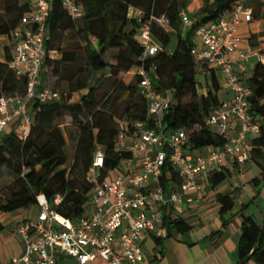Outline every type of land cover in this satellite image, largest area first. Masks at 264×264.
I'll return each instance as SVG.
<instances>
[{
    "label": "trees",
    "instance_id": "obj_1",
    "mask_svg": "<svg viewBox=\"0 0 264 264\" xmlns=\"http://www.w3.org/2000/svg\"><path fill=\"white\" fill-rule=\"evenodd\" d=\"M240 0H205L199 16L202 20L193 23L184 33V23L180 17L184 4L180 0H76L83 9L81 20H73L63 7L61 0H52L48 31L51 40L46 49L45 69L50 68L41 82L42 90L52 81L58 88L68 85L69 93L61 103L42 104L36 102L30 106L34 117L29 137L22 141L15 131L6 134L0 142V176L5 169L11 173L13 181L0 191V213L11 214L22 209L37 206V198L45 195L49 202L62 195L64 201L56 208L58 214L78 222L89 214V201L92 192L87 175L93 166L98 152L105 157L103 177L134 159L131 151L121 148L119 128L120 119L107 112L100 90V77L108 75L115 83L114 92L125 91L129 95L126 115L121 120L129 122V133L135 132L133 124L148 122V104L139 92V81L127 84L126 78L133 73L143 55V47L138 41L142 24L129 18L131 8L144 11L147 20L151 15L166 16L171 22L172 32L154 27L153 34L163 51L148 64L152 70V80L159 93L173 92L171 109L163 117V128L167 132L186 131L190 137L192 149H206L211 146L223 147L226 140L206 127L208 116L219 107L217 97L220 91L219 76L210 70L211 85L207 95L199 97L200 82L197 78L196 63L191 56L195 45L196 31L212 21H219L229 15ZM30 5H21L19 0H0V40H12ZM254 19L257 17L253 12ZM79 38L87 42L83 48L78 44L62 48L63 35ZM176 39L172 50L171 44ZM92 40L96 46L92 45ZM5 61L0 62V99L2 97H23L27 91V79H18L10 68L11 49L6 47ZM86 52V62L82 63V54ZM108 52H115L110 61L105 60ZM62 55L61 61L52 59L53 54ZM78 60L81 64L78 65ZM77 64V65H76ZM253 95L250 99V112L261 126V135L252 141V159L263 168L264 160V65L257 64L253 77L249 80ZM169 93V92H168ZM190 98L188 104L184 99ZM64 99V97H63ZM69 114L73 125L79 129L77 154L70 170L66 153L67 140L64 135V118ZM229 175L226 172L211 176L213 187L223 184ZM166 193L174 184L181 185V178L173 165L167 161L161 178ZM264 182L255 180L258 186ZM168 191V192H167ZM169 194V193H168ZM222 213L233 210L235 202L231 197H219ZM242 236L238 246L240 263L254 250L262 234V228L254 219L242 214ZM164 227L169 231L187 233L191 226L182 219H175L172 210L166 209ZM4 230L0 223V232ZM250 262L264 264V234L257 251Z\"/></svg>",
    "mask_w": 264,
    "mask_h": 264
},
{
    "label": "built area",
    "instance_id": "obj_2",
    "mask_svg": "<svg viewBox=\"0 0 264 264\" xmlns=\"http://www.w3.org/2000/svg\"><path fill=\"white\" fill-rule=\"evenodd\" d=\"M73 20L83 18V9L76 0H61ZM33 7L23 17L12 36L14 52L10 68L18 79H27L25 96L0 99V136L13 126L18 137L26 141L34 117L30 106L61 103L58 91L42 90L41 75L45 70L46 49L51 40L47 25L52 0H33ZM248 0H240L232 12L219 21L201 26L195 33L191 56L195 63L207 66L223 77L231 98L222 101L206 120V127L226 140L223 147L192 149L186 131L167 132L163 117L171 109L169 93H159L152 80L148 64L160 52L161 45L154 37V27L172 32L166 16L151 15L147 20L144 11L131 8L129 18L142 24L138 41L143 55L133 72L139 81V92L148 104V122L133 124L135 132L129 133L126 120L117 122L121 148L142 154L140 171L131 172L132 161L124 162L126 172L113 177H103L105 157L98 152L87 175L92 187L87 217L77 223L58 214L56 208L64 201L62 195L52 202L45 195L37 198L41 210L36 220H26L18 229L24 243L22 256L0 264H65L68 259L75 264H142L145 261L143 242L148 233L164 224L166 209L186 202L193 205L196 195L203 192L201 178L208 173H223L230 166L246 167L252 159L253 147L249 139L261 135V126L250 112L253 90L244 83L241 72L246 64L256 58L264 65V54L241 51L239 29L254 22ZM184 25H191L190 16L182 11ZM238 53L236 63L231 59ZM236 65L238 69H236ZM235 132L234 135L232 133ZM129 137L135 139L127 145ZM181 178V185L174 186L167 194L161 185L167 161Z\"/></svg>",
    "mask_w": 264,
    "mask_h": 264
},
{
    "label": "crops",
    "instance_id": "obj_3",
    "mask_svg": "<svg viewBox=\"0 0 264 264\" xmlns=\"http://www.w3.org/2000/svg\"><path fill=\"white\" fill-rule=\"evenodd\" d=\"M180 1L182 4L185 3L183 11L190 16L192 21L191 25H184L183 31L185 33L191 28L193 23L203 19V17L198 14L204 7L205 0ZM210 1L213 2V0ZM19 2L21 5L29 4L30 8H32L34 4L33 0H19ZM247 5L252 12H255L257 17H255L253 23L241 25L239 29V36L242 39L240 49L245 52H260L264 54V0H248ZM1 40L3 45V58H1L2 60H0V62H4V50L8 47L10 41L8 38H3ZM194 41H196L195 37ZM176 43L177 42H175L174 47H170L172 50H174ZM73 44H78L83 48L87 47L86 41L79 38L70 39L69 33L66 32L63 35L61 47L65 49ZM92 45L96 46L94 40H92ZM13 52L14 49L11 50L12 56ZM237 58L238 53H235L231 57L235 63ZM52 59L61 61L62 55L55 53ZM77 62L78 65L81 64V60ZM257 64V59L252 58L246 64V71L241 72L244 83L250 88L249 80L253 77ZM196 66L198 68L207 67L197 63ZM207 69L208 72L202 77L205 83H201V85H208V89L202 91L203 95L209 93L211 85L209 78L210 69L208 67ZM236 69H238L237 65ZM45 71L46 74L52 73V70L49 68L45 69ZM133 77L134 72L127 76V84L133 81ZM219 79L221 88L217 97L219 103H221L222 101L229 100L231 94L224 85L223 77H219ZM12 130L13 126H10L6 134L11 133ZM234 134L235 132L232 133V135ZM64 135L66 137L65 132ZM3 136H0V142ZM134 141L135 139L133 137H129L127 145L131 147ZM252 141V138L249 139L250 145H252ZM203 152H207V149L203 150ZM141 159L142 154L138 153L135 155L130 167L131 172L140 171ZM261 164L263 168L254 161H251L244 168L238 166L228 167L226 169V173L229 175L228 179L217 187H213L210 181L211 176L215 173L210 172L203 176L201 178L203 192L196 195L193 205L182 202L178 205L169 207V210H172L173 217L175 219H182L191 226V230L184 234L176 230L169 232L163 224L159 226L156 231L148 233L143 242L145 261L142 264H239L238 246L242 236V214L254 219L260 227L264 226V182L258 186L254 184L255 180H262L263 178L264 160L261 161ZM118 172H126L124 163H122L119 168L110 171L108 177H113ZM174 186L177 185L173 184L169 188V192L167 191L169 194L173 192ZM220 196L234 199L235 205L233 210L225 214L222 213V203L219 200ZM89 212H91V209H89ZM12 215L18 217L17 212ZM0 223L4 227V230L0 232V263H6L22 256L24 253V243L18 234V229L23 223L18 222L19 224H16L17 226L12 232H6L5 230L6 226L10 227V222L7 218L4 223H2L0 219ZM65 264H75V261L68 259ZM95 264H100V262L96 261ZM247 264L254 263L249 262Z\"/></svg>",
    "mask_w": 264,
    "mask_h": 264
},
{
    "label": "rangeland",
    "instance_id": "obj_4",
    "mask_svg": "<svg viewBox=\"0 0 264 264\" xmlns=\"http://www.w3.org/2000/svg\"><path fill=\"white\" fill-rule=\"evenodd\" d=\"M175 42H176L175 39H173V43L171 47H174ZM8 47H10L11 50L13 49L11 42L8 45ZM2 51H3V45H2V40H1L0 41V60H2L1 58H3ZM114 53L115 52L106 53L105 60L109 62L111 56ZM81 57H82V63L84 64L86 62L87 53L84 52ZM195 70L197 72L198 81L200 83H205L202 77H204L205 73L208 72L207 67H203V68L196 67ZM46 71L42 73L41 81L44 80ZM209 78L211 81V76H209ZM99 83L101 84L100 90H101L103 102L104 104L107 105V112H109L116 120L123 119L126 115V109L128 105L130 104L128 93H126L125 91L114 92V89H115L114 80L111 77L109 78L107 74L102 75L100 77ZM54 84H55V81H52L49 84L48 88L52 90H57L58 92H60L64 97L63 101H65L67 94L69 93L68 85L63 83L58 88H56ZM207 89H208V85L200 84L199 97L203 96L202 91L207 90ZM168 92H169L170 98L172 99L173 92L172 91H168ZM189 101H190V98H187V99H184L182 102L184 104H188ZM116 127H118V124H116ZM64 132L66 134V139H67L66 153L68 155V164L65 166V169L70 170L75 162V158L77 154V137L79 134V129L77 126L73 125V120L69 114H67L64 118ZM13 178L14 176L11 173H9L8 170L5 169L3 175L0 176V191L4 189L7 185H9L13 181ZM40 212L41 210L39 206L37 205L29 209H22L18 211L17 212L18 217L13 216L12 215L13 213L11 214L0 213V219L2 220V223L6 221V218L8 219V221L10 222V227L6 226L5 230L6 232L7 231L12 232L16 228V226L19 224L18 222L24 223L26 220H28V218H31L32 220L37 221L40 215Z\"/></svg>",
    "mask_w": 264,
    "mask_h": 264
},
{
    "label": "water",
    "instance_id": "obj_5",
    "mask_svg": "<svg viewBox=\"0 0 264 264\" xmlns=\"http://www.w3.org/2000/svg\"><path fill=\"white\" fill-rule=\"evenodd\" d=\"M264 234V226H263V228H262V234H261V236H260V238H259V240H258V242H257V245H256V247L254 248V250H253V252L244 260V261H242L241 263H239V264H247V263H249L250 261H251V259H252V257H253V255H254V253L257 251V249H258V247H259V244H260V242H261V239H262V235Z\"/></svg>",
    "mask_w": 264,
    "mask_h": 264
}]
</instances>
